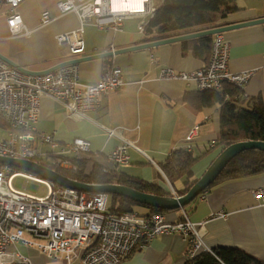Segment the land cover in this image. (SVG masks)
Returning <instances> with one entry per match:
<instances>
[{
	"label": "crops",
	"instance_id": "0c3cea01",
	"mask_svg": "<svg viewBox=\"0 0 264 264\" xmlns=\"http://www.w3.org/2000/svg\"><path fill=\"white\" fill-rule=\"evenodd\" d=\"M55 2L26 0L14 9L27 34H15L8 28V16L3 9L0 12V56L28 72L38 73L80 59L76 65L80 83L84 85H94L104 68L110 65L121 70L126 84L102 96L100 106L83 118H69L63 106L42 96L35 124L37 136L52 135L59 145L68 144L75 138L85 139L90 143L91 154L100 155L92 159V168L100 166L129 180L150 184L158 192L173 195L164 165L177 151H186L187 146H190L187 153L195 158L191 167L193 175L196 176L201 162L207 167L211 164L219 153L215 144L220 107L197 109L195 103L186 100V95L195 91L193 84L162 79L159 74L162 69L192 72L206 63L184 48V42L188 40L92 58L162 40L139 32L142 19L138 17L124 20L119 30L114 25L98 28L85 23L82 32L84 52L80 57H73L67 47H58L55 39L58 35L77 31L79 18L74 12L61 14ZM162 2L153 0V5L156 8ZM237 6L239 9L223 19L222 26L264 18V0H238ZM44 11L50 17L47 24L40 21ZM221 35L230 46L229 71L251 74L240 86L242 95L245 98L260 97L264 106V23ZM112 129L117 134L109 138L105 130ZM192 130L197 131L196 138L187 144L186 138ZM123 142L132 143L127 149L128 162L115 164L108 160L107 154ZM39 151L46 154L49 148L42 146ZM101 158L102 161H98ZM84 162L86 171L87 162ZM204 172L192 180H198ZM255 188H264V174L211 186L203 192V200L199 197L184 208L166 212L167 221L186 218L195 225L205 248H221L224 252L239 250L264 264V207L251 195ZM181 189L182 185L176 188L177 191ZM140 213L145 215L147 212L142 210ZM188 249L189 239L178 234L159 235L121 264H185ZM9 250L26 256L31 264H59L48 260L35 248L18 244Z\"/></svg>",
	"mask_w": 264,
	"mask_h": 264
},
{
	"label": "built area",
	"instance_id": "2783aa9c",
	"mask_svg": "<svg viewBox=\"0 0 264 264\" xmlns=\"http://www.w3.org/2000/svg\"><path fill=\"white\" fill-rule=\"evenodd\" d=\"M24 1L0 0V12L6 11L7 26L15 34L28 33L14 12ZM113 1L56 0L55 6L61 14L74 12L80 22L77 31L56 36L57 46L67 47L71 56L80 57L84 52L82 32L85 23L98 28L114 25L119 30L124 20L138 17L142 19L138 30L144 33L155 13L153 0H142L139 8L128 11L116 9L112 6ZM40 21L41 24L50 22L47 11L42 12ZM229 54V44L221 34H216L206 65L192 72L162 69L159 77L193 84L197 92L219 91L224 84L240 87L251 74L230 72ZM24 70L11 67L0 59V126L6 129L7 135L0 139V156L47 161L53 168L76 172L78 166L73 161L80 160L81 153L91 154L90 143L75 138L68 144L59 145L52 135L37 136L35 124L41 97L47 96L63 106L69 118H83L87 112L100 106L102 96L126 84L121 70L107 65L94 85L80 83L76 64L40 74ZM105 131L109 138L117 134L114 129ZM196 135L197 131L192 130L186 143L190 144ZM42 146H47L49 152L40 154L39 147ZM130 146L131 142H123L109 152L107 158L115 164H126ZM189 150L190 146H187L186 152ZM22 172L0 163V264H31L26 256L9 250L18 244L35 248L48 260L59 264H121L157 236L174 234L189 239L192 257L200 250L210 252L203 246L195 225L186 218L168 222L164 214H117L107 207V194L59 187ZM17 177L43 185L46 195L36 197L16 191L12 182ZM251 195L264 207V188L251 190ZM199 197L203 200V193Z\"/></svg>",
	"mask_w": 264,
	"mask_h": 264
},
{
	"label": "trees",
	"instance_id": "16d2710c",
	"mask_svg": "<svg viewBox=\"0 0 264 264\" xmlns=\"http://www.w3.org/2000/svg\"><path fill=\"white\" fill-rule=\"evenodd\" d=\"M237 1L238 0H163V2L155 8L153 17L149 20L144 29V34L147 36L155 35L158 37L157 39H167L220 27L222 26L223 19L239 9ZM212 42L213 36H205L184 42V48L190 50L195 58L207 64L210 59ZM241 89L242 87L224 84L219 91H194L186 95V100L191 104L195 103L197 109L214 106L220 107L219 130L217 132L215 144L219 150L218 154L235 143L246 141L264 142V106L262 100L260 97L245 98V96L242 95ZM194 161L195 158L184 149L177 151V153L170 157L167 164L164 165L163 170L165 176L173 187L172 189L176 197L187 193L197 181L191 180L184 182L181 184L182 189L178 191L173 183L174 180L182 178V175H188L190 173ZM73 162L78 166L76 172L53 168L47 161H39L40 164L52 168L60 174L78 182L88 184L115 183L131 187L144 193L166 197L173 196L169 192H158L153 189V186L150 184L142 183L137 180H129L100 166H94L90 172L85 173L84 160L75 159ZM262 174H264V152L247 150L236 155L226 165L212 186H217L228 181L247 179ZM201 194H199V196ZM199 196L197 198H199ZM109 198L112 202L110 210L117 214L135 212L144 215L137 212L135 208L146 211L147 213L145 215H165L166 212H170L147 207L143 204L116 195L108 196V200ZM179 221L180 220L177 222ZM185 264L262 263L242 251L234 250L232 252H224L220 248L210 250V252L200 250L194 257L189 254L188 249V259Z\"/></svg>",
	"mask_w": 264,
	"mask_h": 264
},
{
	"label": "water",
	"instance_id": "95a60500",
	"mask_svg": "<svg viewBox=\"0 0 264 264\" xmlns=\"http://www.w3.org/2000/svg\"><path fill=\"white\" fill-rule=\"evenodd\" d=\"M264 23L263 19L258 20H252V21H246L241 22L237 24L232 25H226V26H220V27H214L207 30H202L195 33H188L185 35H180L176 37H170L167 39H162L154 42H148L139 44L136 46H133L131 48H125L123 50H119L118 52H107L103 54H99L96 56H93L92 58H103V57H111L113 55H117L120 53H126L131 52L135 50L140 49H147L150 47H156L159 45L169 44V43H175V42H182L186 40H192L197 39L205 36H214L216 34H223L225 32L240 29L247 26L257 25ZM0 59L8 63L10 66L17 68L21 71L24 69L21 67H17L14 64H12L10 61H8L3 56H0ZM81 62L80 59L71 62L66 61L64 63H61L55 67L50 69V71L56 70L62 66L70 65V64H77ZM26 71V70H24ZM28 72V71H27ZM29 73H37L38 72H29ZM44 73V72H43ZM247 150H257L264 152V142L261 141H246V142H239L232 144L225 148L218 156L213 160V162L210 164V166L207 168V170L204 172V174L195 182V184L182 196H158L155 194L150 193H144L140 192L138 190H135L131 187H127L125 185L115 184V183H109V184H88V183H82L78 182L76 180H73L71 178H68L67 176H64L57 172L56 170L49 168L47 166H44L40 164L39 162L35 161H28V160H22L18 158H9L0 156V163H4L7 165H10L18 170L24 171L26 173H29L31 175H34L35 177L49 181L59 187H64L72 190H76L79 192H90V193H104L108 196L116 195L123 198L130 199L134 202L143 204L147 207L166 210V211H174L181 208H184L188 204H190L194 199H196L199 194L206 191L208 188H210L213 183L216 181L218 176L221 174V172L224 170L226 165L239 153L247 151Z\"/></svg>",
	"mask_w": 264,
	"mask_h": 264
},
{
	"label": "rangeland",
	"instance_id": "374dc122",
	"mask_svg": "<svg viewBox=\"0 0 264 264\" xmlns=\"http://www.w3.org/2000/svg\"><path fill=\"white\" fill-rule=\"evenodd\" d=\"M6 136H7L6 135V129L4 127L0 126V139L3 140V139L6 138ZM99 156L100 155L93 156L92 154H82V153L80 154V159L85 160L87 162L86 171H85L86 173L90 172L91 169H92V165H93L92 159H94V157L99 158ZM98 161L101 162L102 158L99 159ZM107 164H109V163H107ZM206 167L207 166H206L205 162H201V164L197 168L196 176L192 174V169L193 168H191L190 169V173L188 175H182L183 176L182 178L174 180L173 183L175 184V187L177 188L179 185L183 184L186 181H191L192 179L198 178V174H200L204 170L205 171L207 170L208 167L207 168ZM22 173H24L25 175H28V173H26L24 171ZM12 187L16 191H19V192H22V193H26V194H29V195H32V196H36V197H43V196L46 195V188L43 185L37 183L36 181H34L32 179H26V178H22V177H17V178H15L13 180ZM257 201L260 202L259 200H257ZM111 204H112V202H111V200L109 198L108 203H107V207L110 208ZM135 210L137 212H141L142 211L139 208H135Z\"/></svg>",
	"mask_w": 264,
	"mask_h": 264
},
{
	"label": "bare ground",
	"instance_id": "6f19581e",
	"mask_svg": "<svg viewBox=\"0 0 264 264\" xmlns=\"http://www.w3.org/2000/svg\"><path fill=\"white\" fill-rule=\"evenodd\" d=\"M117 1L115 4L114 2ZM141 1L139 0H114L112 2V6L116 9H123V10H134V8H139L138 5H141Z\"/></svg>",
	"mask_w": 264,
	"mask_h": 264
},
{
	"label": "clouds",
	"instance_id": "9594fccd",
	"mask_svg": "<svg viewBox=\"0 0 264 264\" xmlns=\"http://www.w3.org/2000/svg\"><path fill=\"white\" fill-rule=\"evenodd\" d=\"M174 195V194H173Z\"/></svg>",
	"mask_w": 264,
	"mask_h": 264
}]
</instances>
